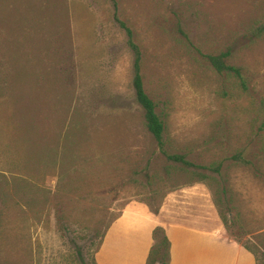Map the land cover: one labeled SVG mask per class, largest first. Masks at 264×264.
<instances>
[{
  "label": "rangeland",
  "instance_id": "374dc122",
  "mask_svg": "<svg viewBox=\"0 0 264 264\" xmlns=\"http://www.w3.org/2000/svg\"><path fill=\"white\" fill-rule=\"evenodd\" d=\"M115 4L0 0V264H104L107 233L109 264H149L164 229L148 244L122 215L208 223L264 264V36L237 41L264 0ZM120 22L166 148L195 166L147 131ZM233 43L244 85L203 56Z\"/></svg>",
  "mask_w": 264,
  "mask_h": 264
},
{
  "label": "crops",
  "instance_id": "0c3cea01",
  "mask_svg": "<svg viewBox=\"0 0 264 264\" xmlns=\"http://www.w3.org/2000/svg\"><path fill=\"white\" fill-rule=\"evenodd\" d=\"M123 217L122 215L121 218H118L112 224V228L118 231L126 230L129 227L136 228L135 232L138 237L144 238L145 243L148 244L152 239V230L158 224L162 226L169 240L168 264H258L257 257L250 248L228 236L222 228H215L208 223L203 227L200 226V223L162 221L160 215L157 217L143 215L144 219H130L131 222L128 224L129 219H125V222ZM130 224L132 226H129ZM112 240L111 235L108 236L107 233L104 241H107L108 245L102 248L105 258L101 259V262L104 264L114 262L116 259L111 255L120 250L112 244ZM141 257L143 260L145 254L142 253ZM133 264H144V262H133Z\"/></svg>",
  "mask_w": 264,
  "mask_h": 264
},
{
  "label": "trees",
  "instance_id": "16d2710c",
  "mask_svg": "<svg viewBox=\"0 0 264 264\" xmlns=\"http://www.w3.org/2000/svg\"><path fill=\"white\" fill-rule=\"evenodd\" d=\"M114 6L116 7L115 0H112ZM120 25L125 29L127 34V44L133 52V74H132V87L134 90V95L136 102L143 110L144 124L156 142L160 152L169 160L181 163L185 166H195L193 163L186 159V156L182 153H177L170 151L166 148L165 139H164V123L160 115L156 111V105L154 100L146 93L142 76L140 70V59L141 52L138 45L133 41L131 36V30L126 27L122 22ZM264 36V21L258 22L251 26L244 34H242L237 41L240 39L253 42ZM234 43L226 46L225 49L220 50L216 53H204L203 56L207 59L213 69L218 73H227L232 74L238 78L242 85L245 84L242 70L240 67L231 63V57L234 53ZM232 159L239 162H245L241 154H234ZM220 164L209 167L211 170L218 171ZM158 228V227H157ZM156 230V229H155ZM164 232V231H163ZM165 253H163V248ZM153 252V253H152ZM151 252L149 258V264H168L169 262V240L165 232L163 234V239L161 244H156L154 251Z\"/></svg>",
  "mask_w": 264,
  "mask_h": 264
}]
</instances>
